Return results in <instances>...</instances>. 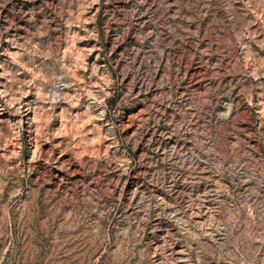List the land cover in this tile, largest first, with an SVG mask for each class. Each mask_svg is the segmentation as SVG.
Here are the masks:
<instances>
[{
	"label": "rangeland",
	"instance_id": "1",
	"mask_svg": "<svg viewBox=\"0 0 264 264\" xmlns=\"http://www.w3.org/2000/svg\"><path fill=\"white\" fill-rule=\"evenodd\" d=\"M3 13L0 264H264V0Z\"/></svg>",
	"mask_w": 264,
	"mask_h": 264
},
{
	"label": "crops",
	"instance_id": "2",
	"mask_svg": "<svg viewBox=\"0 0 264 264\" xmlns=\"http://www.w3.org/2000/svg\"><path fill=\"white\" fill-rule=\"evenodd\" d=\"M3 0H0V2ZM0 18L9 20L11 17L7 13H3ZM24 31H14L9 29L8 26L0 24V81L6 83L7 78L15 74V68L9 66L10 59H14L16 52L29 51L32 46V40L26 38ZM23 74L25 72L23 71ZM23 75V76H24Z\"/></svg>",
	"mask_w": 264,
	"mask_h": 264
}]
</instances>
